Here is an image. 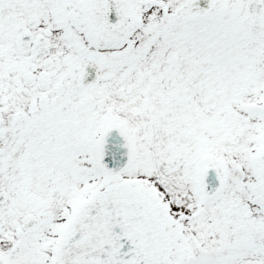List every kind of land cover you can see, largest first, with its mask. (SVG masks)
Here are the masks:
<instances>
[{"label":"snow or ice","instance_id":"obj_1","mask_svg":"<svg viewBox=\"0 0 264 264\" xmlns=\"http://www.w3.org/2000/svg\"><path fill=\"white\" fill-rule=\"evenodd\" d=\"M0 264H264V0H0Z\"/></svg>","mask_w":264,"mask_h":264}]
</instances>
